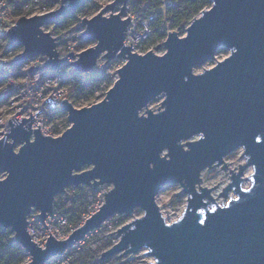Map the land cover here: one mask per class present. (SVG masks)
I'll list each match as a JSON object with an SVG mask.
<instances>
[{"label": "water", "instance_id": "water-1", "mask_svg": "<svg viewBox=\"0 0 264 264\" xmlns=\"http://www.w3.org/2000/svg\"><path fill=\"white\" fill-rule=\"evenodd\" d=\"M60 1L54 10L20 15L7 28L9 46L23 47L10 64L37 54L47 58L28 71L64 61L42 26L72 15L86 0ZM126 2L111 0L79 22L78 36L94 43L76 53L73 69L90 70L99 55L125 59L100 100L75 107L62 98L69 124L56 136L42 134L38 124L30 128V110L28 117L7 119L9 130L0 137V227L29 255L24 264H44L112 214L138 207L141 215L117 227L119 239L100 258L146 248L148 264H264V0H209L182 35L167 32L161 54L123 44ZM219 48L228 53L215 59ZM207 60L214 64L193 72ZM158 95L153 111L147 103ZM15 143H21L17 150ZM238 147L245 162L237 171L228 168L230 181L219 191L225 196L232 189L235 196L219 204L211 187L199 184L200 172L225 169L224 156ZM248 165L251 181L243 187ZM175 182L185 205L166 221L154 197ZM102 183L111 184L103 202L65 238L49 233L43 245L32 240L27 216L33 209L47 227L43 220L66 186Z\"/></svg>", "mask_w": 264, "mask_h": 264}, {"label": "rangeland", "instance_id": "rangeland-1", "mask_svg": "<svg viewBox=\"0 0 264 264\" xmlns=\"http://www.w3.org/2000/svg\"><path fill=\"white\" fill-rule=\"evenodd\" d=\"M110 1L111 0H86L84 2L85 7H83V9H77L72 15L67 16L66 21H62L61 20L62 17H60L58 20H53L50 23L43 25L42 29L45 31H49L51 36L55 38V41L58 42V44L56 45L57 47L55 46L56 49L59 48L60 50V47L65 46V48L71 50L72 53H75L74 55L76 58L77 52L88 46L93 45L94 43L93 41L82 40L78 36V34L81 33L83 30V27H81L79 23L81 17L83 16L90 17L98 10H100V8H102L105 3H108ZM130 1L133 0H127L126 2V6L129 7V13H136L137 11H134L132 9L131 4L129 3ZM19 4L20 5L17 7L15 11H12L7 7V10L1 13L0 29L2 31L6 30L10 25L14 24L16 19L20 15H31V14L47 12L49 10H54L61 4V1L60 0H20ZM118 8H119L118 5L115 6L113 11H117ZM43 9L45 10L41 11ZM108 13L109 11L104 12L105 15H107ZM127 15L128 14L123 13L122 17H126ZM184 27L181 30L179 28L173 30H175L179 35H182L184 33ZM163 40L155 39V38L152 39L151 42L146 44V46L148 47L147 50L150 49L157 54H161L164 51V47L162 45ZM0 44H1L0 51H2V49L6 48L7 46V45L2 46V44H4V39L2 36H0ZM22 50H23L22 46L21 48L17 47L16 52L20 54ZM227 53H228L227 49L219 48L215 52V59H221ZM40 56L45 57L43 58L45 60L47 58V56L43 54H40ZM101 56L102 55H99L96 58L98 62L99 61L103 62L106 60L105 58L99 60ZM44 61H37L36 64L42 65ZM124 62H125L124 58L121 57L114 58L111 64L109 65V67L104 71L105 77L102 78L101 82L95 88V90L91 95L82 96L80 98H73L71 96L68 98L67 97L68 86L66 85V90L63 98H67L75 107L89 105L95 101L100 100L104 96L105 91L112 85L113 81L117 77L116 68L121 66ZM213 64H214V60H207L201 65L195 66L193 68V72H199L203 68L209 67ZM21 68L25 69L24 66H21ZM67 70H69V68H67ZM25 78L26 77H24V79ZM24 79L17 78V82H21ZM30 81H32L31 77H30ZM1 83L2 80L0 81V86L4 87L5 83L3 84ZM161 98L162 96L158 95L154 99L148 101L147 107L153 111L158 110L160 106ZM0 102H3V100H1ZM144 110L145 107L142 108L140 112H144ZM58 122L62 126H64V129L68 126L69 122L67 121L65 111L61 113ZM241 152H242L241 147H238L224 156V162L228 161L226 163L227 167L225 169L220 167V165H212L211 167L203 168L200 172L199 184L201 186H206L209 188L211 187L210 193L214 197L216 202L219 204L226 203L227 200L230 198V196L231 197L235 196V193L233 192L232 189H229L225 194V196H223V194H219V191L230 181L229 174L231 173V171L234 172L238 170V163L242 164L245 162V158L241 154ZM228 168L232 170L229 171ZM251 172H252V168L250 165L246 166L243 169L241 176L243 177L247 176L246 178H243L244 179L242 182L243 187H247L249 185L251 180L248 175ZM2 177H4V173L0 172V178ZM70 186L71 188H69ZM109 188H111V184L109 183H102L95 188L86 184L82 186L80 185L66 186L63 192L56 194L54 197V201H53L54 218L52 220L45 219V221H43L47 225V227L43 226L42 221L35 219V217H37L36 213H38L37 210L33 209L30 213V217L34 220L35 226H37L40 235H48L49 233H51L58 239L65 238L68 235V233L76 226L72 227V224L68 219V216L63 215L61 212L54 209V202L56 198L59 196L61 199H65V198L71 199L73 197L76 199L75 211L79 213V216L81 218L79 224H81L84 218L90 215L93 211H95L98 208V206L103 202L104 193L102 191L106 192ZM185 197L186 195L183 192L181 185L178 182H175V183H169L163 185L158 190L154 198L165 220L171 221L176 219L178 216H180L185 205ZM141 213L142 210L138 207H135L132 210V212L129 214H122V213L112 214L108 218L104 219L98 227L85 233V235L82 238L78 239L76 242H74L72 246L66 248L62 253L54 255L44 264H148L153 259L150 255H145L144 253H142L144 250H146V248H141L136 252L126 253V254H122V253L119 254L120 251H118L108 257H104V258L99 257L101 256L100 253L102 251L111 247L119 239V234L118 233L116 234L117 227L119 228L123 223L128 222L134 217L141 215ZM11 236H13V232H11ZM129 254L132 257L124 260L125 258L128 257ZM28 259H29V255L24 251L22 264L28 261Z\"/></svg>", "mask_w": 264, "mask_h": 264}, {"label": "built area", "instance_id": "built-area-1", "mask_svg": "<svg viewBox=\"0 0 264 264\" xmlns=\"http://www.w3.org/2000/svg\"><path fill=\"white\" fill-rule=\"evenodd\" d=\"M5 10H7V6L4 2L0 1V15ZM44 10L45 9L41 11ZM127 14L129 15V21L125 28L126 32L123 38V44L130 45L131 43L132 48H130L132 51L143 53L148 48L146 44L152 35V24L156 18V12L153 10L146 14L140 12H128ZM162 21L166 26V36V33L173 29H170L169 21L166 16H162ZM6 30L2 31L0 29V32H3L5 35ZM57 44L58 42H56V45ZM3 45H7L6 48L9 47L8 38L2 46ZM17 47L21 48V46L13 47V52L7 56L1 55L6 48L0 51V79L2 80L1 84L5 83L4 87L0 86V101L3 100V102H0V130H2L0 136L3 132L9 130V124L7 125L8 118L13 116L18 118L21 116L28 117L29 110L34 118L33 122L29 124L30 128H36L38 124L39 131L42 134L52 136L59 135L64 130V126L58 122L61 113L56 112V109L61 107L60 100L64 96L66 85H70L74 74L79 75V77H105L104 71L108 68H104L106 60L103 62H98V60H96L88 71L73 69L72 64L67 63L70 62L68 60L60 63L57 66L58 68L55 67L50 69L46 67H37L36 70L28 71L27 65H36L37 61H44L45 59L43 58L45 57L38 54L31 56L28 63L21 61L19 63L10 64L14 61L13 58L16 57ZM57 50H59V48ZM59 51L60 54L58 56L66 57L68 56L66 53L70 50L62 46ZM18 55L19 54H17V56ZM103 58L104 57L101 56L99 60ZM4 61L6 62L4 63ZM65 64L69 65L65 66ZM21 66H24L25 69L21 68ZM67 68H69V70H67ZM24 77L26 78L24 79ZM30 77L32 81H30ZM17 78L24 80L17 82ZM15 86H21L19 89L20 91L14 94H8V90ZM18 94H21L20 99H18ZM15 98H17V100H14ZM23 107H27V110L22 112ZM31 138L32 135L30 136V139ZM20 144L21 143H15L13 149H18ZM51 214H48L43 221H45V219L52 220L54 218V212ZM35 218L38 220L37 217ZM27 232L37 244H44L47 235L39 234L38 228L35 226L34 220L30 217V214L27 216Z\"/></svg>", "mask_w": 264, "mask_h": 264}, {"label": "trees", "instance_id": "trees-1", "mask_svg": "<svg viewBox=\"0 0 264 264\" xmlns=\"http://www.w3.org/2000/svg\"><path fill=\"white\" fill-rule=\"evenodd\" d=\"M12 11H15L20 5V0H0ZM134 11L142 14L149 13L153 10L156 12V18L152 24V35L147 43L152 39H160L165 36L166 26L162 21V16H166L169 21L170 29H182L188 22L196 16L203 8L210 5L209 0H133L129 2ZM85 3L77 9H83ZM62 21H66V17H62ZM4 42L7 39L3 32H0ZM1 45V44H0ZM104 78V77H102ZM102 78L98 77H79L74 74L70 85L68 86L67 97L80 98L82 96L91 95L95 88L99 85ZM1 81V79H0ZM56 112L63 113L61 107ZM71 188V186L69 187ZM76 199L65 198L59 196L54 202V209L68 216L72 227L79 225L81 218L79 213L75 211ZM24 250L12 241L11 231L7 228L0 227V264H22Z\"/></svg>", "mask_w": 264, "mask_h": 264}, {"label": "bare ground", "instance_id": "bare-ground-1", "mask_svg": "<svg viewBox=\"0 0 264 264\" xmlns=\"http://www.w3.org/2000/svg\"><path fill=\"white\" fill-rule=\"evenodd\" d=\"M129 12V7H127L126 5H125V7H124V9H123V13H128ZM58 20V19H57ZM57 50V49H56ZM13 52V47H8V48H6L5 49V51H3L2 53H1V55L2 56H7V55H9V54H11ZM57 54L59 55L60 54V51L59 50H57ZM30 58V57H29ZM29 58H26L25 60H23L24 62H26V63H28L29 61ZM114 58H117V57H114ZM114 58H111V59H108V60H106L105 61V63H104V68H107V67H109V65L111 64V62L113 61V59ZM75 59V55L73 54V55H69L68 54V56H66L65 58H64V62L66 61V60H68V61H72V60H74ZM62 63V62H61ZM67 63H70V62H67ZM69 64H65V66H68ZM33 70H36V69H33ZM33 70H30V71H33ZM21 88V86H15V87H12L11 89H9L8 90V94H14V93H18ZM21 98V94H18V99H20ZM14 100H17V98H15ZM27 110V107H23L22 108V112L23 111H26ZM33 120H34V118L32 117V121L31 122H33ZM30 122V123H31ZM245 183V182H244ZM48 215V214H47Z\"/></svg>", "mask_w": 264, "mask_h": 264}, {"label": "snow or ice", "instance_id": "snow-or-ice-1", "mask_svg": "<svg viewBox=\"0 0 264 264\" xmlns=\"http://www.w3.org/2000/svg\"><path fill=\"white\" fill-rule=\"evenodd\" d=\"M257 140H259V137H257ZM246 191H247V189H246ZM236 199H239V198L237 197ZM200 223H201V224H204V221L201 220Z\"/></svg>", "mask_w": 264, "mask_h": 264}]
</instances>
